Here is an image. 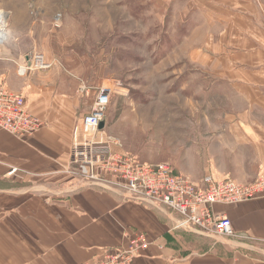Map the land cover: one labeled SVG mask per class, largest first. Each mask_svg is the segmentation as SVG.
Instances as JSON below:
<instances>
[{
  "label": "crops",
  "instance_id": "1",
  "mask_svg": "<svg viewBox=\"0 0 264 264\" xmlns=\"http://www.w3.org/2000/svg\"><path fill=\"white\" fill-rule=\"evenodd\" d=\"M182 2L189 4L190 14L206 20L203 33L213 39L204 52L231 53L220 61L206 59L207 68L222 69L218 74L203 70L205 63L196 72L210 85L232 89L244 102L237 123L222 129L236 148L252 151L255 173L264 165V0ZM204 24L193 28L199 31ZM17 31L8 26L7 41L0 45V83L31 96L30 112L48 125L27 141L0 130V212L8 214L0 219V264H87L127 248L140 236L155 244L132 264H264V197L216 206L237 234L249 238L237 242L174 231L176 217L167 209L73 183L64 174L76 128L73 114L89 103L80 106L77 98L61 92L70 78L59 68L19 76L17 67L25 58L13 43ZM195 52L199 57V50Z\"/></svg>",
  "mask_w": 264,
  "mask_h": 264
},
{
  "label": "rangeland",
  "instance_id": "2",
  "mask_svg": "<svg viewBox=\"0 0 264 264\" xmlns=\"http://www.w3.org/2000/svg\"><path fill=\"white\" fill-rule=\"evenodd\" d=\"M0 5V18L10 29H18L13 43L22 49L23 58L37 52L54 64L50 70L33 73L59 68L70 78L61 92L77 98L80 106L82 101L89 103V108L74 112L76 127L91 111L101 88H109L112 100L103 131L122 144L116 151L131 154L140 163H169L194 181L207 173L245 185L256 181L260 167L255 174L254 154L236 148L222 129L237 123L244 102L232 89L210 85L196 72L205 63L203 70L218 74L222 69L207 68L206 59L220 61L231 53L213 52L212 58L204 52L213 38L207 39L206 20L190 14L189 4L182 0H0ZM197 23H205L199 31L193 28ZM23 64L24 60L19 66ZM24 96L30 108L31 96ZM36 118L42 122L39 133L48 123ZM74 144L73 132L71 148ZM65 170L73 183L84 184ZM241 174L242 178H235ZM6 215L0 212V219ZM237 235L232 241L244 240Z\"/></svg>",
  "mask_w": 264,
  "mask_h": 264
},
{
  "label": "built area",
  "instance_id": "3",
  "mask_svg": "<svg viewBox=\"0 0 264 264\" xmlns=\"http://www.w3.org/2000/svg\"><path fill=\"white\" fill-rule=\"evenodd\" d=\"M6 30L7 26L1 24L0 45L5 43ZM53 66L43 54L35 52L26 56L24 64L18 67V74L25 77L30 72L50 70ZM111 100L110 89L101 88L91 111L74 130L75 144L65 173L87 186L114 190L125 201L169 210L176 217L174 231L215 239L236 238L238 235L231 220L215 208L264 197V165L260 167L256 181L245 185L229 176L218 178L213 173L194 181L169 163H140L133 155L116 151L122 144L103 131ZM41 127L42 122L30 113L24 94L14 93L0 83V129L16 137L30 138ZM154 244L140 236L127 248L107 252L101 259L87 264H132Z\"/></svg>",
  "mask_w": 264,
  "mask_h": 264
},
{
  "label": "bare ground",
  "instance_id": "4",
  "mask_svg": "<svg viewBox=\"0 0 264 264\" xmlns=\"http://www.w3.org/2000/svg\"><path fill=\"white\" fill-rule=\"evenodd\" d=\"M3 17V16H2ZM4 18V17H3ZM6 20V19H5ZM5 20H3L2 18H0V25L1 24H5L6 26H8V24L6 23V21ZM7 41V35H6V40H5V42Z\"/></svg>",
  "mask_w": 264,
  "mask_h": 264
}]
</instances>
